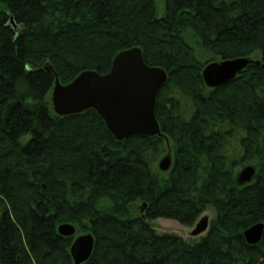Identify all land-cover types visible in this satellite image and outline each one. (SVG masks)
I'll list each match as a JSON object with an SVG mask.
<instances>
[{
    "label": "trees",
    "instance_id": "trees-1",
    "mask_svg": "<svg viewBox=\"0 0 264 264\" xmlns=\"http://www.w3.org/2000/svg\"><path fill=\"white\" fill-rule=\"evenodd\" d=\"M163 3L158 17L154 0H0V264H73L61 224L92 235L83 264H264V231L257 245L243 238L264 225V70L210 90L209 63L184 38L220 61L258 53L264 67V0ZM133 47L167 74L155 104L161 137L117 142L94 111L52 113L55 75L61 85L106 75ZM246 166L255 178L238 186ZM136 203L145 208L132 216ZM207 209L214 219L198 240L150 224L193 227Z\"/></svg>",
    "mask_w": 264,
    "mask_h": 264
},
{
    "label": "water",
    "instance_id": "water-1",
    "mask_svg": "<svg viewBox=\"0 0 264 264\" xmlns=\"http://www.w3.org/2000/svg\"><path fill=\"white\" fill-rule=\"evenodd\" d=\"M10 24L16 30L12 18ZM249 66L264 70L259 61L236 58L207 64L201 72V78L206 88L217 89L233 81ZM166 82V72L158 67L147 66L141 50L133 47L119 52L113 58L106 75L84 71L67 85H61L55 75L50 98L51 110L60 118L94 111L117 142L131 136L161 137L155 117V104L157 95ZM171 166L172 156L168 151L157 163V169L165 174L170 171ZM255 173L251 166L242 168L237 174V185L250 184ZM144 208L145 206L140 213ZM208 228L209 219L203 216L196 222L190 235L195 238L206 233ZM263 231L262 223L255 224L243 232V238L248 245H257L262 239ZM57 232L62 237L76 236V230L70 224H61ZM93 248L91 234L75 237L70 247L73 264L86 262Z\"/></svg>",
    "mask_w": 264,
    "mask_h": 264
},
{
    "label": "rangeland",
    "instance_id": "rangeland-1",
    "mask_svg": "<svg viewBox=\"0 0 264 264\" xmlns=\"http://www.w3.org/2000/svg\"><path fill=\"white\" fill-rule=\"evenodd\" d=\"M157 10L158 17H161L164 13V3L163 0H154ZM184 38L187 42V44L193 49L194 54L198 61L202 63H212V62H219L220 58L214 56L212 53L207 52L204 50L198 40L193 37L192 34L186 33L184 34ZM251 60L257 61L259 59V54L255 53L250 57ZM51 98V91L48 94V100L50 101ZM51 104V103H50ZM51 106V105H50ZM52 111V110H51ZM53 113V112H52ZM54 114V113H53ZM140 207L141 204L136 203L135 205L130 207V213L132 216H137L140 214ZM207 216L210 222L214 219V213L210 209L205 210L202 215L200 216ZM152 228L158 233V234H172L175 236H178L182 238L183 240L188 239H195L198 240L202 238L204 234L197 236L195 238L191 237V231L193 230V227H185L177 223L176 221L167 220V219H156L152 222H150Z\"/></svg>",
    "mask_w": 264,
    "mask_h": 264
},
{
    "label": "bare ground",
    "instance_id": "bare-ground-1",
    "mask_svg": "<svg viewBox=\"0 0 264 264\" xmlns=\"http://www.w3.org/2000/svg\"><path fill=\"white\" fill-rule=\"evenodd\" d=\"M57 228H58V227H57ZM83 235H85V234H83ZM77 236H79V235H76V236H74L73 238L75 239V237H77ZM74 239H73V240H74ZM72 243H73V241H72ZM71 245H72V244H71Z\"/></svg>",
    "mask_w": 264,
    "mask_h": 264
}]
</instances>
